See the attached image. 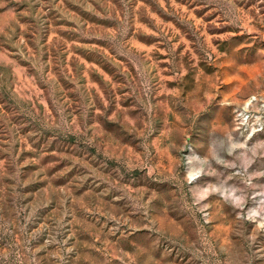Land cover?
<instances>
[{
	"label": "rangeland",
	"instance_id": "374dc122",
	"mask_svg": "<svg viewBox=\"0 0 264 264\" xmlns=\"http://www.w3.org/2000/svg\"><path fill=\"white\" fill-rule=\"evenodd\" d=\"M0 264H264V0H0Z\"/></svg>",
	"mask_w": 264,
	"mask_h": 264
}]
</instances>
